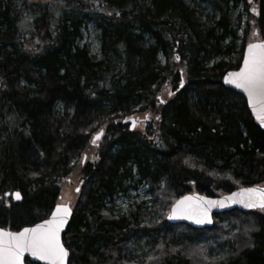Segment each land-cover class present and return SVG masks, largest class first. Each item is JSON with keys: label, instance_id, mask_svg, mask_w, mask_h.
I'll return each instance as SVG.
<instances>
[{"label": "trees", "instance_id": "obj_1", "mask_svg": "<svg viewBox=\"0 0 264 264\" xmlns=\"http://www.w3.org/2000/svg\"><path fill=\"white\" fill-rule=\"evenodd\" d=\"M250 40L264 41V0H0V228L46 219L78 170L68 264H264V210L167 221L187 194L264 186V129L225 82ZM141 185L147 224L113 207ZM203 239H226V257Z\"/></svg>", "mask_w": 264, "mask_h": 264}, {"label": "snow or ice", "instance_id": "obj_2", "mask_svg": "<svg viewBox=\"0 0 264 264\" xmlns=\"http://www.w3.org/2000/svg\"><path fill=\"white\" fill-rule=\"evenodd\" d=\"M176 59L179 60V56ZM229 76L233 79L227 81L226 77V82L234 84L236 88L247 94L249 106L257 114V118L264 122V42L250 43L248 51L244 54L243 66L238 72L229 73ZM96 138L93 139V143ZM77 191H79L78 188ZM15 196L19 198L20 194L15 193ZM227 199L240 203L246 208L264 210V189L241 188ZM188 200H190L189 197H184L177 201L172 206V214L195 218L196 223H203L208 218L209 208L222 203L201 199L196 216H192L190 207L185 205V201ZM69 213L70 209L67 205L57 204L55 210L52 211L51 218L44 220L41 224L23 228L18 232L0 229V264H22V257L26 252L46 261L47 264H64L67 250L60 242L59 233ZM170 218H172L171 215Z\"/></svg>", "mask_w": 264, "mask_h": 264}, {"label": "rangeland", "instance_id": "obj_3", "mask_svg": "<svg viewBox=\"0 0 264 264\" xmlns=\"http://www.w3.org/2000/svg\"><path fill=\"white\" fill-rule=\"evenodd\" d=\"M30 1L36 2V1H45V0H30ZM250 6H251L250 11L254 13L255 7L252 4ZM235 14L242 16L245 22L246 16L243 15L242 7H239ZM97 35L98 34L94 30V28L89 27V29L85 32L82 40V45H87L88 48L92 51V53L96 55L100 49V43L99 40L97 39ZM239 36L241 38L243 37V30L239 31ZM255 40H250V42H255ZM168 91H169L168 88L164 90V94L166 96ZM165 95L162 96V98H165ZM100 141L101 139L93 143V138H92L91 141L92 149L88 151L87 154L83 155L84 160H89V161L95 160L96 158L95 148H97V146L100 145ZM79 187H80V182H79L78 170H76L69 177L64 179L63 182L61 183V195H60V199L58 200V204H62V205L70 204V206L73 208L77 197L76 190L77 188L79 189ZM114 202L115 203H113V207H115V210L119 211L122 215L130 213V211L135 210V208L146 209V210H141L140 212L142 214V217L145 219V221L147 219V216L145 215L146 211L147 212L152 211L154 207L153 197L148 192V189L145 186L142 187V185L136 188L132 187L126 195L117 197ZM149 218L150 217H148L147 219L148 221L146 222L143 221V224L149 223L150 221ZM203 241L207 242L209 247L210 257L215 263L222 261L226 257L228 253L227 242H225L226 239L217 240L215 241L216 243L212 239H207V240L203 239ZM145 245H144V254L150 255L151 250L148 246ZM137 254H139V252ZM140 254H142V252H140Z\"/></svg>", "mask_w": 264, "mask_h": 264}, {"label": "water", "instance_id": "obj_4", "mask_svg": "<svg viewBox=\"0 0 264 264\" xmlns=\"http://www.w3.org/2000/svg\"><path fill=\"white\" fill-rule=\"evenodd\" d=\"M261 42H264V41L255 42V43H251V44H259ZM247 51H248V47L245 49V51L243 53L242 61H241V64H240L239 68L237 70H233V71H231L229 73L238 72L240 70V67H242L243 64H244V54ZM229 73L226 76L227 77V81H231L233 79V77L229 76ZM225 82H226V79H225ZM226 84L233 91H235L236 93H238V94H240V95H242L244 97V99H245V101L247 103L248 109L250 111V114H251V116H252V118L254 120V123L258 127H260L261 129H264V122H262L260 119L257 118V114L253 111L252 107L249 106L247 94L244 93L241 89L236 88L234 86V84H232L230 82H226ZM123 124L124 125L125 124H130V130H133L135 128V126H136V123H135L134 119L127 120V121L123 122ZM101 137H102V132L99 133L98 138H96L95 141L99 140ZM245 188L264 189V186H252V187H245ZM239 190L240 189L235 190L234 192H232L230 194L223 195V196H220V197H209V196L202 195V194H199V193L188 194V195H186L184 197H189L190 200L185 201V205H188L190 207V212H191L192 216H196L197 208L201 204V199L203 201L211 200V201H219V202H222V203L214 205L211 208H209V210L207 212V217L208 218L205 219L203 223H196L195 218H188V216H186V215H182V214L173 215L172 214V208H171V210H170V212H169V214L167 216V221L170 224H173V225L186 224V225H189L192 228L205 229V228H211L212 227L213 219H214L215 215H220V214L228 213V212L235 211V210H238V211H251V210H259L260 209V208H246L240 203H234L231 200L227 199L228 197L232 196L233 193L238 192ZM15 193H17V192H15ZM15 193L12 194V197H13L15 202H19L21 200V196H19V198H16ZM184 197H182V198H184ZM180 200H178V201H180ZM60 205H62V204H60ZM66 205L70 209V213L68 214V216L66 218V222H65L64 226L60 230L59 239H60V242L63 245V247L67 250V248L63 244V234L66 232L67 227H68V225H69V223L71 221V218H72V215H73V210H72L70 204H66ZM55 208H56V206L53 208L52 211H54ZM52 211H51V213L48 215V217L46 219H50L51 218ZM170 215L172 216V218H170ZM46 219H44V220H46ZM44 220H42V221H40V222H38V223H36L34 225H31V226H28V227H24V228L34 227L37 224H41ZM209 220L211 222H208ZM6 231H8V230H6ZM10 232H14V231H10ZM15 232H18V231H15ZM69 257H70V253L67 250V256L64 259V264H68ZM28 263H31V264H47L46 261L38 259L37 257H35V256L31 255L30 253L26 252V253H24V255L22 257V264H28Z\"/></svg>", "mask_w": 264, "mask_h": 264}]
</instances>
